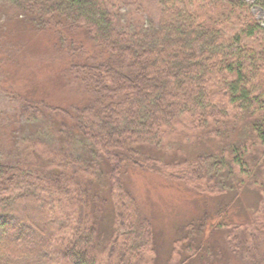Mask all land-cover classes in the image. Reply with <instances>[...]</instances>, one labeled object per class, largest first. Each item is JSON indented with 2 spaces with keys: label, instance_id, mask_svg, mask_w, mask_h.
<instances>
[{
  "label": "trees",
  "instance_id": "1",
  "mask_svg": "<svg viewBox=\"0 0 264 264\" xmlns=\"http://www.w3.org/2000/svg\"><path fill=\"white\" fill-rule=\"evenodd\" d=\"M2 1L35 30L55 34L60 52L68 47L63 80L80 85L87 99L65 109L18 97L24 115L44 118L60 136L43 143L39 162L37 151L0 160V264H193L207 257L219 231H227L233 256L264 264V26L253 5ZM255 5L264 10V0ZM79 33L92 41L91 55L74 40ZM32 129L36 148L40 135ZM194 137L201 150L193 155L175 149L167 160L153 153ZM93 159L102 162L94 174ZM133 168L218 202L214 223L208 226L205 214L188 224L168 260L160 258L154 225L126 184ZM107 177V196L92 193ZM249 191L256 200L244 214ZM236 205L241 215L232 223ZM104 208L112 218L105 238Z\"/></svg>",
  "mask_w": 264,
  "mask_h": 264
},
{
  "label": "rangeland",
  "instance_id": "2",
  "mask_svg": "<svg viewBox=\"0 0 264 264\" xmlns=\"http://www.w3.org/2000/svg\"><path fill=\"white\" fill-rule=\"evenodd\" d=\"M243 1L253 5L254 16L264 26V10L255 5L257 0ZM16 15V10L13 7L5 5L0 0V160L12 163L15 158H22L24 155L37 151L36 157L39 162L43 143L49 142L50 139L55 143L60 133L52 132L50 130L52 128L45 123L44 118L33 119L28 116L29 114L24 115L25 101L19 100L18 97L23 96L27 99L43 101V103L52 104V107L65 109L83 104L87 98L82 96L83 90L80 85L70 84L63 80L71 60V57L67 55L68 47H63L65 49L60 52L55 34L37 31L30 22L19 19ZM78 35L74 40L83 47L86 53L91 55L94 52L92 41L82 33ZM80 59L79 61H82ZM31 120L36 121L32 122ZM184 121L191 122V120ZM186 122L185 124H187ZM32 128H36V133L40 135L35 139L40 144L36 148L31 147V137L34 136ZM218 138L220 139V137ZM79 139L78 136L73 139L72 144L76 149L80 147L77 143ZM187 140L189 142L187 145L174 142L173 146L164 147L165 153L169 154L158 153L157 149L153 153L164 157L168 155L166 159L170 160L173 156H177L175 149L176 151L179 149L187 151L188 155L200 152L201 143L197 141L196 137ZM150 150L145 149L144 152H150ZM23 152L25 154L22 155ZM43 163L47 162L42 160L41 164ZM101 163V160L98 162V159H95L88 167L94 174L99 172V167L101 170ZM104 164L107 167L106 172H109L110 168L106 163ZM126 184L137 198L142 212L154 225L155 233L161 243L159 256L161 259L163 257L162 260H166V257L167 260L169 259L168 257L173 252V242L183 235L184 228L188 224H196L205 214H209L208 226L215 221L219 209L215 199L210 197L204 199L192 190L181 185L171 184L160 175L133 168L126 177ZM109 188L107 177L102 181V185L96 183V189L93 188L92 193L95 190L99 192L100 189L103 190L100 193L103 192V196L106 197ZM246 197L242 208L240 207L244 214L248 213L252 203L256 200L255 193L251 191L246 194ZM238 210L237 205L231 209L230 222H239L241 214ZM111 222V212L104 208L100 219L103 238L108 233ZM207 233L209 235V228ZM226 233L227 231L225 233L224 231L217 232L216 240L211 241L212 243L206 248L207 257L202 261L195 259L193 264H252L250 261L239 259L230 253L224 243L227 237Z\"/></svg>",
  "mask_w": 264,
  "mask_h": 264
}]
</instances>
